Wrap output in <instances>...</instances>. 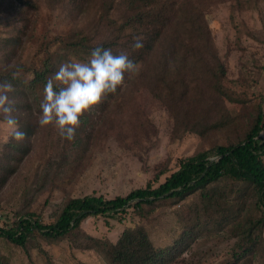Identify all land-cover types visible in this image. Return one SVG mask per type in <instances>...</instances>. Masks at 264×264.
Returning a JSON list of instances; mask_svg holds the SVG:
<instances>
[{"label":"rangeland","instance_id":"1","mask_svg":"<svg viewBox=\"0 0 264 264\" xmlns=\"http://www.w3.org/2000/svg\"><path fill=\"white\" fill-rule=\"evenodd\" d=\"M237 1L205 0L201 4L227 68L225 85L237 100L221 99L207 91L206 104L191 106L190 111L178 110L174 115L167 102L149 87L132 90L129 81L135 74L126 73L122 93L113 99L104 96L84 113L69 141L51 124L38 125V102H33L31 109L17 108L13 103L21 99L15 101L9 93L12 114L25 136L13 139L0 123V226H12L26 212H34L44 223L54 222L69 197L102 194L112 198L149 182L157 186L178 169L181 158L240 138L256 108L261 106L264 111V0H251L242 7ZM70 8L69 0H0V76L16 71L31 78V69L40 67L47 53L58 48V37L97 24L100 13L96 8L83 12ZM220 106L226 107L225 115L229 116L224 129L205 135L191 130L192 122L216 119ZM162 170L166 172L155 181ZM241 186L242 182L224 178L209 185L208 191L219 198L222 210L241 205L246 209L242 217L259 218L261 211L253 197H241L237 191ZM205 206L198 191L185 199L159 200L142 213L131 208L118 219L91 216L82 223L81 231L115 243L126 228L142 225L154 245L161 248L173 245L202 217L203 228L198 227L193 239L180 244L177 264H264V226L256 231L253 250L238 258V246L244 243L243 236H237L239 222L209 223ZM219 210L212 219L218 217ZM83 243L79 235L52 240L38 231L26 246L0 237V262L108 264L100 251Z\"/></svg>","mask_w":264,"mask_h":264},{"label":"trees","instance_id":"2","mask_svg":"<svg viewBox=\"0 0 264 264\" xmlns=\"http://www.w3.org/2000/svg\"><path fill=\"white\" fill-rule=\"evenodd\" d=\"M69 1L71 11L83 12L91 7L96 8L100 13L97 24L93 28H82L67 37H58V48L47 53L40 67L31 69V78L16 75L13 79L12 72L0 76L1 83L12 84L10 94L15 101L21 99L13 103L17 108L31 109L33 102L39 103L46 80L62 62L69 58L85 60L90 50L97 46L110 48L113 54L124 53L139 63L138 72L129 81L133 85L132 90L149 87L156 97L167 102L174 115L178 110L190 111L191 106L206 104L207 91L221 99L237 100L229 93L224 82L227 68L217 52L201 8L205 0ZM250 1L237 2L242 7L249 5ZM99 32L102 34L99 35ZM134 37L141 39L142 48L131 47ZM121 93L120 85L116 92L105 96L113 99ZM195 93L196 99L193 98ZM225 110V106H220L216 116L220 115L211 122H192L191 130L205 135L212 130L224 129L229 118ZM263 130L264 111L258 106L240 138L229 143H217L193 157L181 158L178 169L167 175L157 186L149 182L127 195L112 198L102 194L69 197L61 205L54 222L44 223L35 217L34 212H26L12 226H0V237L16 245L26 246L35 231L52 240L73 234L83 238L85 246L100 251L108 264H177L180 244L189 238L193 239L198 227L203 228L202 217L196 219L193 227L184 231L173 245L161 248L154 245L149 232L142 225L126 228L115 243L83 233L81 225L91 216L118 219L131 208L142 213L146 207L154 208L159 200L185 199L200 191L204 196L205 214L209 223L239 222L241 232L237 236H243L244 241L239 244L241 249L236 253L240 258L253 250L258 238L256 231L264 226ZM211 153H214V158ZM164 172L166 170L158 172L154 180L159 181ZM224 178L242 182L243 186L237 191L241 197H253L255 206L261 211L259 218L242 217L246 209L241 205L236 209H221L219 198L208 191V186ZM218 209V217L212 219Z\"/></svg>","mask_w":264,"mask_h":264},{"label":"clouds","instance_id":"3","mask_svg":"<svg viewBox=\"0 0 264 264\" xmlns=\"http://www.w3.org/2000/svg\"><path fill=\"white\" fill-rule=\"evenodd\" d=\"M140 49L143 43L134 37L131 45ZM139 65L124 54H113L110 48L102 46L90 50L85 60L69 58L46 80L42 99L39 101L37 123L39 126L52 125L59 135L71 141L80 117L99 104L108 93H114L124 80L125 73H137ZM14 79L17 72L11 73ZM12 84L0 83V123L5 125L11 137L22 140L25 133L20 130L14 107L9 99Z\"/></svg>","mask_w":264,"mask_h":264}]
</instances>
